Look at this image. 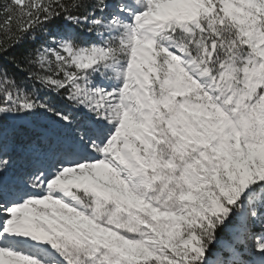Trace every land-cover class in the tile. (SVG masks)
<instances>
[{
	"label": "snow or ice",
	"instance_id": "obj_1",
	"mask_svg": "<svg viewBox=\"0 0 264 264\" xmlns=\"http://www.w3.org/2000/svg\"><path fill=\"white\" fill-rule=\"evenodd\" d=\"M0 11V264H264V0Z\"/></svg>",
	"mask_w": 264,
	"mask_h": 264
},
{
	"label": "trees",
	"instance_id": "obj_2",
	"mask_svg": "<svg viewBox=\"0 0 264 264\" xmlns=\"http://www.w3.org/2000/svg\"><path fill=\"white\" fill-rule=\"evenodd\" d=\"M6 2H7V0H0V8H2L3 4ZM3 19H4V17H3L2 11H0V23L3 22Z\"/></svg>",
	"mask_w": 264,
	"mask_h": 264
}]
</instances>
